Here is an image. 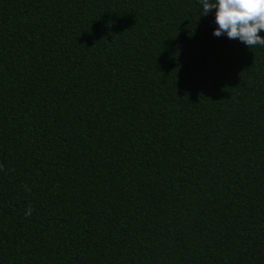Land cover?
<instances>
[{
    "label": "trees",
    "instance_id": "obj_1",
    "mask_svg": "<svg viewBox=\"0 0 264 264\" xmlns=\"http://www.w3.org/2000/svg\"><path fill=\"white\" fill-rule=\"evenodd\" d=\"M202 15L0 0V264H264V47Z\"/></svg>",
    "mask_w": 264,
    "mask_h": 264
},
{
    "label": "clouds",
    "instance_id": "obj_2",
    "mask_svg": "<svg viewBox=\"0 0 264 264\" xmlns=\"http://www.w3.org/2000/svg\"><path fill=\"white\" fill-rule=\"evenodd\" d=\"M203 15L207 16L215 9L217 25L213 35H227L228 39H238L249 48L264 47V0H201ZM2 168V165H0ZM30 208L26 215H31Z\"/></svg>",
    "mask_w": 264,
    "mask_h": 264
}]
</instances>
